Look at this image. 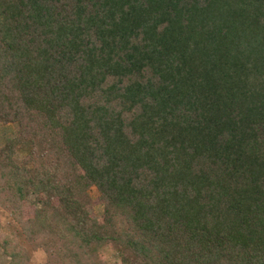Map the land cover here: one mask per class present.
Instances as JSON below:
<instances>
[{"label": "trees", "instance_id": "trees-1", "mask_svg": "<svg viewBox=\"0 0 264 264\" xmlns=\"http://www.w3.org/2000/svg\"><path fill=\"white\" fill-rule=\"evenodd\" d=\"M0 124L6 264H264V0H0Z\"/></svg>", "mask_w": 264, "mask_h": 264}, {"label": "rangeland", "instance_id": "rangeland-1", "mask_svg": "<svg viewBox=\"0 0 264 264\" xmlns=\"http://www.w3.org/2000/svg\"><path fill=\"white\" fill-rule=\"evenodd\" d=\"M16 132V127L15 125H2L0 124V145L4 143V140L8 136H13ZM21 153H17L16 158L19 160L22 158ZM98 192L95 188H91L89 190V196L92 200V205L90 206V212L93 217H100L102 215V206L99 201V196ZM34 200V197L31 198V201ZM43 255L38 252L35 254L34 259L36 262H42L44 261ZM104 263L103 264H119V260L116 256L114 255H107L105 259L103 258ZM8 262V259L3 255L2 251L0 250V264H6ZM98 264V263H96Z\"/></svg>", "mask_w": 264, "mask_h": 264}]
</instances>
